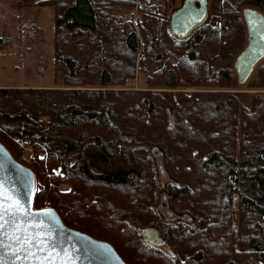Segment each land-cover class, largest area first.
I'll return each instance as SVG.
<instances>
[{
  "label": "trees",
  "instance_id": "1",
  "mask_svg": "<svg viewBox=\"0 0 264 264\" xmlns=\"http://www.w3.org/2000/svg\"><path fill=\"white\" fill-rule=\"evenodd\" d=\"M39 4L53 8L61 85L0 88V142L15 159L32 148L33 209L48 201L126 264H264V59L248 106L218 66L246 44L242 8L264 14V0H209L207 21L183 38L157 0H138L134 23L121 11L135 0ZM139 75L143 87L118 89ZM153 148L171 208L189 221L163 217ZM149 228L164 247L145 242Z\"/></svg>",
  "mask_w": 264,
  "mask_h": 264
},
{
  "label": "rangeland",
  "instance_id": "2",
  "mask_svg": "<svg viewBox=\"0 0 264 264\" xmlns=\"http://www.w3.org/2000/svg\"><path fill=\"white\" fill-rule=\"evenodd\" d=\"M39 1L0 0V88H47L61 85V77L55 85L53 8L40 5ZM164 2L170 18V14L181 5L182 0H157L159 4ZM137 4L138 0H135V6L121 11L122 17L134 23L135 18L140 15ZM245 8L256 9L253 5H245L242 11ZM239 53L240 51L236 52L230 62H220L218 66L233 70L235 83L230 91L237 93L239 101L244 106H248L250 97L256 90L249 87L250 79L244 84L237 82L233 65ZM143 86L142 77L139 75L118 89H138ZM31 152V146L24 144L22 154L16 160L27 166ZM158 154L162 155L160 151ZM158 154H153V160L161 187L158 203L163 217L169 221L178 219L189 221L187 214H180L171 208L166 190V185L171 182V179L167 174H162L163 160ZM40 156L42 157V154ZM53 171L60 173L59 168H54ZM39 186L40 182L35 177V192ZM56 188L60 192H65L70 189V186L66 183H59ZM252 194L257 195L259 192L255 190ZM49 207L48 201H44L43 208Z\"/></svg>",
  "mask_w": 264,
  "mask_h": 264
},
{
  "label": "water",
  "instance_id": "3",
  "mask_svg": "<svg viewBox=\"0 0 264 264\" xmlns=\"http://www.w3.org/2000/svg\"><path fill=\"white\" fill-rule=\"evenodd\" d=\"M209 0H182L181 5L170 14L171 33L183 38L194 28L204 24L209 17ZM242 18L246 28V44L234 61V71L239 84L246 83L260 61L264 59V14L257 9L245 8ZM157 148L151 150L155 154ZM163 174V170H162ZM0 177L7 181V187L15 189L21 196L31 190V211L52 210L51 216L38 217L55 230V234L67 248L78 254L76 264H126L113 246L85 233L67 227L54 208L33 209L35 175L26 165L18 162L0 142ZM145 242L153 247H164L160 233L155 229H144Z\"/></svg>",
  "mask_w": 264,
  "mask_h": 264
},
{
  "label": "snow or ice",
  "instance_id": "4",
  "mask_svg": "<svg viewBox=\"0 0 264 264\" xmlns=\"http://www.w3.org/2000/svg\"><path fill=\"white\" fill-rule=\"evenodd\" d=\"M6 185L0 177V264H76L77 252L37 219L51 216L52 210L32 212V191L21 196Z\"/></svg>",
  "mask_w": 264,
  "mask_h": 264
}]
</instances>
